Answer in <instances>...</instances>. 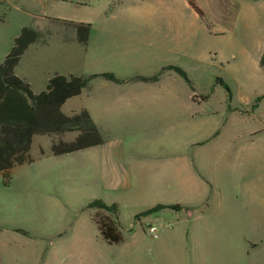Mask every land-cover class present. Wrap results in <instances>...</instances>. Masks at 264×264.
Here are the masks:
<instances>
[{"label": "crops", "instance_id": "0c3cea01", "mask_svg": "<svg viewBox=\"0 0 264 264\" xmlns=\"http://www.w3.org/2000/svg\"><path fill=\"white\" fill-rule=\"evenodd\" d=\"M47 2H39L43 13L36 14L43 24L23 26L35 31L37 40L14 72L34 94L51 75L20 72L22 60L32 66L51 59L61 64L64 71L56 74L63 75L80 63L82 73L74 76L96 75L64 101L61 111L70 115L85 109L103 139L68 153L79 156L75 170L88 180L82 197L51 204L44 172L14 194H22L42 226L51 225L59 238L60 248L51 249L50 258L60 252L92 255L90 242L98 231L94 209L84 207L93 199L116 204L124 230L121 244H131V255L138 253L146 226L155 227L159 219L173 221L171 237L180 231L207 238L216 229L227 232L238 221V206L247 209L244 218L249 214L252 223L264 224V1L138 0V6H123L87 0L85 45L77 41L73 25L84 22L48 16L55 2ZM58 26L68 33L49 45L47 33ZM172 67L182 69L191 83ZM48 149L37 158L51 155ZM169 194L178 196L176 203L165 199ZM156 204H177L182 217L164 208L133 218ZM18 232L0 230V255L8 264H25L35 256L21 248L22 239L13 248L9 244L6 234Z\"/></svg>", "mask_w": 264, "mask_h": 264}, {"label": "rangeland", "instance_id": "374dc122", "mask_svg": "<svg viewBox=\"0 0 264 264\" xmlns=\"http://www.w3.org/2000/svg\"><path fill=\"white\" fill-rule=\"evenodd\" d=\"M107 2L108 0H104ZM123 6H138V0H114ZM253 3L264 0H251ZM39 0H12L10 4L0 3V60L7 54L14 36L18 35L23 26L35 27L43 24L36 16L43 13ZM55 2V5L47 8L48 16L59 17V19L75 22H86L88 16L87 0H48L47 3ZM102 2V0H101ZM48 7V6H47ZM45 16V14H42ZM39 21V22H38ZM264 21V20H263ZM57 26V24H56ZM63 27H55L47 33L49 45H55L54 40L58 34H67ZM73 75H79L80 63L73 65ZM19 71L24 73H36L38 76H49L53 73H62L61 64L51 59L41 63L28 66L24 60L20 62ZM75 133L68 132L64 139H73ZM52 137L36 135L30 145V156L33 161L28 164L18 165L12 168L7 176L0 173V230L8 228L23 233L15 235L6 234L9 244L13 247L17 239H22L21 248L27 250L34 257L26 258L25 264H46L47 262L61 264H82L86 261L93 264H264V224L256 220L251 222L252 216L247 214L241 206H238V221L231 225L229 231L216 229L210 237L197 234L190 237L181 231L174 237L170 232L172 223L170 220L159 219L155 222L156 237L149 238L150 233L145 228L142 240H138V253L131 255L127 246L131 244L110 245L105 243L97 233L94 234L90 246L92 255H67L58 253L50 258V250L60 248L59 238L52 232V226L40 222L34 214L33 208L29 207L23 195H16L32 178L38 180V175L44 172L47 183V199L51 204L54 202L74 201L79 194L80 197L88 192V180L78 173L79 156L68 154L62 157L48 155L38 159L40 148L47 150ZM233 193V192H232ZM228 192L222 191V200L225 202ZM159 197V195L157 196ZM211 198V196H210ZM240 201H243L239 196ZM157 199V198H156ZM167 201L176 203L178 196L169 194L165 197ZM223 208V207H222ZM225 209V208H224ZM171 213L182 212L171 209ZM242 218H244L242 220ZM39 231L42 234H39ZM171 237V238H170ZM69 240H71L69 238ZM21 259L17 257V262ZM0 263L8 264V258L0 255Z\"/></svg>", "mask_w": 264, "mask_h": 264}, {"label": "trees", "instance_id": "16d2710c", "mask_svg": "<svg viewBox=\"0 0 264 264\" xmlns=\"http://www.w3.org/2000/svg\"><path fill=\"white\" fill-rule=\"evenodd\" d=\"M190 5L203 19L201 9L191 1ZM73 25L77 41L85 45L88 24L73 23ZM36 40V32L23 27L14 37L8 53L0 61V173L4 176H7L15 166L33 161L29 151L32 138L36 135L52 137L48 153L54 156L103 143L98 129L85 109H80L70 115L61 111L64 101L78 95L96 75L74 76L55 73L47 79L44 89L34 94L29 83L15 74L14 70L23 52ZM260 64L264 65V51ZM172 68L188 83H191L182 69ZM100 75L106 79H114L109 73ZM68 132H74L76 135L72 140L61 139V136ZM42 155L44 151L40 149L39 156ZM84 208L94 209L93 221L99 237L105 243L118 245L124 241V230L119 221V210L116 204H107L101 199H93ZM164 208L178 210L180 206L156 204L135 214L133 218L138 219Z\"/></svg>", "mask_w": 264, "mask_h": 264}, {"label": "built area", "instance_id": "2783aa9c", "mask_svg": "<svg viewBox=\"0 0 264 264\" xmlns=\"http://www.w3.org/2000/svg\"><path fill=\"white\" fill-rule=\"evenodd\" d=\"M39 1H44V0H39ZM146 229L148 230V232L152 235V236H154V237H156V228L153 226V225H151V224H149L148 226H146Z\"/></svg>", "mask_w": 264, "mask_h": 264}]
</instances>
